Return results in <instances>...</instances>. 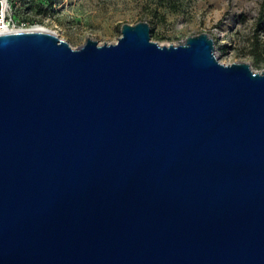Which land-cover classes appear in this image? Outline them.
<instances>
[{"label":"water","instance_id":"1","mask_svg":"<svg viewBox=\"0 0 264 264\" xmlns=\"http://www.w3.org/2000/svg\"><path fill=\"white\" fill-rule=\"evenodd\" d=\"M150 34L0 32V264H264V69Z\"/></svg>","mask_w":264,"mask_h":264},{"label":"rangeland","instance_id":"2","mask_svg":"<svg viewBox=\"0 0 264 264\" xmlns=\"http://www.w3.org/2000/svg\"><path fill=\"white\" fill-rule=\"evenodd\" d=\"M11 25L54 31L72 47L87 37L115 42L121 24L149 23L158 43L206 32L223 63L245 61L264 69V0H0Z\"/></svg>","mask_w":264,"mask_h":264},{"label":"built area","instance_id":"3","mask_svg":"<svg viewBox=\"0 0 264 264\" xmlns=\"http://www.w3.org/2000/svg\"><path fill=\"white\" fill-rule=\"evenodd\" d=\"M8 15V9L4 10L2 1H0V29H2L6 23L11 25V18Z\"/></svg>","mask_w":264,"mask_h":264},{"label":"bare ground","instance_id":"4","mask_svg":"<svg viewBox=\"0 0 264 264\" xmlns=\"http://www.w3.org/2000/svg\"><path fill=\"white\" fill-rule=\"evenodd\" d=\"M3 9L5 10V8L3 7ZM18 28H21V29H28V28H22V27H18ZM31 29H40V28H44V27H40V26H33V27H29ZM13 29H16V27L10 25V24H5L4 27L2 29H0V32L2 31H7V30H13Z\"/></svg>","mask_w":264,"mask_h":264}]
</instances>
